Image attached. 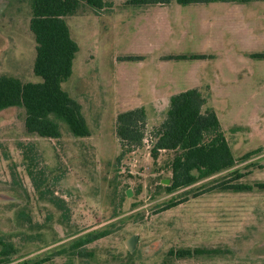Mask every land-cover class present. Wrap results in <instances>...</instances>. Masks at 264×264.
Segmentation results:
<instances>
[{
	"label": "rangeland",
	"instance_id": "obj_1",
	"mask_svg": "<svg viewBox=\"0 0 264 264\" xmlns=\"http://www.w3.org/2000/svg\"><path fill=\"white\" fill-rule=\"evenodd\" d=\"M107 1L116 8L109 14L107 9L95 15L83 6L66 19L78 52L62 89L81 106L90 136L75 138L62 125L60 138H39L26 133L22 108L0 111V234L16 249L7 264H264V190L256 187L264 184V88L240 90L237 80L227 90L233 97L219 105L235 117L241 112L235 101L252 99L263 111L256 129L242 124L226 131L234 167L168 192L163 181L171 178L174 153L161 151L155 159L150 154L163 108L156 113L148 108L142 146L125 148L119 161L123 149L115 120L132 110V93L143 95L147 74L161 68L160 55L188 53L197 44L223 47L207 18L193 15L211 5L182 7L172 1L161 9ZM253 11L264 19V3ZM30 18L26 0H0V75L22 83L40 82L32 71ZM194 20L202 27L195 33ZM225 35L227 44L237 43ZM261 45L257 54H264ZM249 60L251 67H264V59ZM179 64L167 66L175 73ZM132 79L138 85L134 91ZM247 147L262 150L239 160ZM225 183L253 188L221 191ZM179 251L190 255L181 258Z\"/></svg>",
	"mask_w": 264,
	"mask_h": 264
},
{
	"label": "trees",
	"instance_id": "obj_2",
	"mask_svg": "<svg viewBox=\"0 0 264 264\" xmlns=\"http://www.w3.org/2000/svg\"><path fill=\"white\" fill-rule=\"evenodd\" d=\"M31 11L29 31L35 43V57L32 71L40 82L22 83L13 77L0 75V111L8 108H22L25 114L24 129L27 134L39 138L58 139L61 126L75 138L90 136L81 106L62 89V84L72 74V65L78 52V45L72 39L66 19L74 16L86 6L95 15L108 9L112 2L107 0H26ZM175 1L180 6L210 3L249 4L264 0H126L132 7L169 5ZM264 58V55L255 56ZM176 57L174 59H184ZM138 58H132L137 60ZM206 97L198 90H189L170 97L164 121L154 129V143L150 154L155 159L159 152H173L170 164L171 178L165 188L174 192L189 187L198 180L209 178L231 169L236 163L230 147L221 131L216 115L211 110L202 111ZM146 114L143 108L128 110L117 115L115 134L123 149L139 148L145 140ZM258 148L244 154V161L259 153ZM221 191L235 193L251 191L252 186L223 184ZM256 187L264 190V184ZM55 205L59 203L53 202ZM97 234L78 244L99 239ZM14 245L0 234V264H7L15 254ZM190 252L179 251L183 258ZM36 261L31 264H41Z\"/></svg>",
	"mask_w": 264,
	"mask_h": 264
},
{
	"label": "crops",
	"instance_id": "obj_3",
	"mask_svg": "<svg viewBox=\"0 0 264 264\" xmlns=\"http://www.w3.org/2000/svg\"><path fill=\"white\" fill-rule=\"evenodd\" d=\"M125 1L123 7H132L126 5ZM171 3L166 6L149 5L144 7L154 6L165 9L170 6ZM262 3L264 2H252L249 4H192L211 5L207 7L205 6L206 8L203 10L206 11L194 10L193 15L196 16L197 14L200 18H202V16L207 18L209 22L208 27H211L210 29L215 35L213 38L216 39L217 43L222 44L223 47L217 49L216 46H213V49H211L209 44H197L193 45L195 49L188 53L177 55L164 54L159 56L160 70L156 71L155 75L152 76L147 74L146 79L144 80L145 89L142 91V96L146 95L147 99L142 100V98H139L142 97L141 94L135 95L132 93V110L143 108L146 114V129L149 118L148 108L155 113L159 111L157 110L160 109L159 107L163 108L162 119L157 125L158 127L165 119L170 97L189 90H198L206 97V103L202 107V111L205 112L206 110H211L214 112L221 131L230 147L232 155L234 156L228 138L226 137V131L229 132L235 128L239 129V127H242L243 125H247L249 130L256 129L258 127V124H256L257 121L263 118V111L262 108L258 107V100L252 99L235 101L236 104L241 105V112L239 115H235V117L226 113L225 110L219 107V105L224 104L228 99L233 97L232 94L227 93V90L231 88L229 85L236 84L235 82L237 80L239 86L236 87L240 90L249 87H251V89H257L259 87L264 88V67H260L258 64H254L251 67L249 60L251 59L254 61L255 59H264L255 57L258 55H264L255 52V50L260 48L262 46L261 44L264 42V19L261 17L259 18V14L256 11H253L254 9L259 8ZM213 5H222L221 7L223 9L215 8ZM112 9L115 10V6H112ZM210 9H214V12H211ZM260 20L262 21V24L259 28L258 22H260ZM251 21L253 22L249 23ZM201 28V24L200 26H196L194 20L193 32L195 33V30H201ZM225 34H231L234 36L237 43L227 44ZM242 41H248V43L242 44ZM261 41L263 42L260 44ZM146 56L148 55L133 56L132 58H138L137 60L141 61L142 59H145ZM176 57L185 58L174 59ZM220 58H223L222 61H219ZM171 61L182 63L183 67L173 73L172 69L167 66ZM143 62L144 61H142V63ZM182 64H179V66ZM138 79L141 83V79ZM136 87L138 88V85L135 84L134 79H132V91L136 90ZM248 106H252L251 110ZM250 149L251 148L247 147L244 154L253 150Z\"/></svg>",
	"mask_w": 264,
	"mask_h": 264
},
{
	"label": "water",
	"instance_id": "obj_4",
	"mask_svg": "<svg viewBox=\"0 0 264 264\" xmlns=\"http://www.w3.org/2000/svg\"><path fill=\"white\" fill-rule=\"evenodd\" d=\"M169 182H170V180H164L163 181V184L168 185ZM127 196H129L128 192H127ZM135 240L136 239L134 237H132V238L129 239L128 244L130 245V250L133 249Z\"/></svg>",
	"mask_w": 264,
	"mask_h": 264
}]
</instances>
